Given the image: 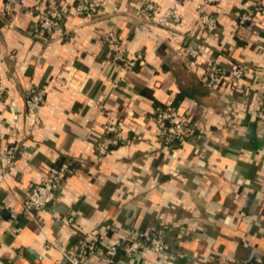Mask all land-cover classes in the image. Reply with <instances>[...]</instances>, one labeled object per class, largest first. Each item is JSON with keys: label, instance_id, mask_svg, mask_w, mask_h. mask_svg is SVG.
<instances>
[{"label": "crops", "instance_id": "0c3cea01", "mask_svg": "<svg viewBox=\"0 0 264 264\" xmlns=\"http://www.w3.org/2000/svg\"><path fill=\"white\" fill-rule=\"evenodd\" d=\"M145 1L100 0L96 15L69 14L47 40L36 25L43 0H20L11 25L0 14V153L17 147L9 167L0 161V264H109L106 252L76 261L62 252L72 253L90 230L120 243L136 228L158 232L166 247L137 259L119 245L122 264L264 261V122L240 118L245 104L264 96L257 89L264 82V19L237 24L252 0H150L160 11L178 1L180 34L170 37L137 16ZM202 12L216 17L215 32L201 26ZM109 30L126 55L140 51L144 63L124 69L111 61L103 42ZM186 47L197 53L194 65ZM209 61L246 70L223 93L202 80ZM34 83L44 85L45 96L32 125L24 92ZM158 104L190 117L185 141L159 145L156 126L144 117ZM126 110L132 116L123 133L133 135L132 128L136 138L97 155L102 125ZM64 161L73 170L58 201L11 219L9 210L20 209L39 175Z\"/></svg>", "mask_w": 264, "mask_h": 264}, {"label": "built area", "instance_id": "2783aa9c", "mask_svg": "<svg viewBox=\"0 0 264 264\" xmlns=\"http://www.w3.org/2000/svg\"><path fill=\"white\" fill-rule=\"evenodd\" d=\"M45 2L44 9L37 14L36 25L42 33L43 39L47 38L55 31H62L63 20L71 13L81 16L92 17L97 14L101 2L100 0H75L73 3H65L62 0H43ZM204 3L212 4L216 0H202ZM20 0H3L1 16L7 25L12 24L16 6ZM178 1L172 6L159 10L154 2L147 0L137 9L136 14L141 21L148 27L158 26L166 29L170 37L180 34L176 28L179 23V15L177 12ZM252 9L247 10L239 15L237 24L243 26L246 23L254 22V18L261 17L264 19V5L260 0H252ZM198 21L207 33H213L216 30L217 20L212 14L202 12L198 15ZM103 42L111 46L109 59L113 62H119L122 68L128 69L136 65L144 63L143 54L140 51L126 55L121 47L120 40L114 30H109L103 37ZM178 49H182L179 45ZM184 56L189 55L186 62L194 65L197 53L194 48L186 47L183 49ZM246 67L242 63H237L230 69L225 70L215 61H209L202 71V80L215 88L221 89L223 93L231 84H236L244 74ZM76 71H70L73 78H76ZM115 86L117 83L114 84ZM119 85V84H118ZM258 92L264 94V82L257 86ZM2 87L0 85V92ZM45 89L44 85L32 84L24 92L25 109L29 116V121L35 125L39 121V112L44 101ZM95 101L88 99L87 104L92 105ZM98 107L103 105L95 102ZM132 113L128 110L116 121L107 122L102 125L101 134L98 135L95 142V151L97 155L104 156L111 148L121 144H130L136 138L134 129L130 128L133 135H125L123 133L124 120L131 117ZM148 121L153 123L157 128L156 140L160 146H172L179 141H185L192 128L190 117L179 111L173 105L158 104L153 110L144 116ZM254 118L264 122V96L256 97L252 102L245 104L243 107L242 117ZM16 145H9L3 148L0 153V161L4 168L11 165L12 160L16 156ZM68 162H61L56 165H50L39 175V178L32 183L29 191L21 201L20 209H10L9 217L16 218L19 213L33 214L46 206L52 205L58 201L61 190L63 188L66 176L72 172ZM62 220L72 223V217H64ZM121 245L127 254L144 258V253L149 250L159 253L165 249V241L161 234L155 231H143L133 229L123 235L120 243H109L105 240V236L101 233L87 231L78 244L74 247L72 253L62 252L64 258L69 261L77 259L92 260L99 254L107 253V262L109 264H122L116 260L115 256L118 246ZM46 248L49 244L44 245ZM63 260L53 264H63ZM223 264H264V261L252 260H225Z\"/></svg>", "mask_w": 264, "mask_h": 264}]
</instances>
